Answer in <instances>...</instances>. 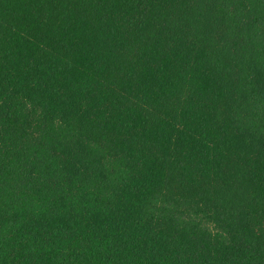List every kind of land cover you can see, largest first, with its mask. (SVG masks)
Instances as JSON below:
<instances>
[{
    "label": "trees",
    "instance_id": "1",
    "mask_svg": "<svg viewBox=\"0 0 264 264\" xmlns=\"http://www.w3.org/2000/svg\"><path fill=\"white\" fill-rule=\"evenodd\" d=\"M0 264H264V0H0Z\"/></svg>",
    "mask_w": 264,
    "mask_h": 264
}]
</instances>
